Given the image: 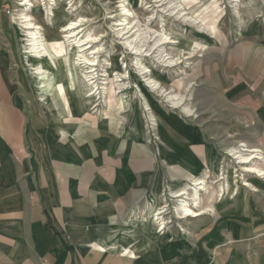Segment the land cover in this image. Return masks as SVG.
I'll return each instance as SVG.
<instances>
[{
	"label": "rangeland",
	"instance_id": "374dc122",
	"mask_svg": "<svg viewBox=\"0 0 264 264\" xmlns=\"http://www.w3.org/2000/svg\"><path fill=\"white\" fill-rule=\"evenodd\" d=\"M39 2L45 0H32L25 10L42 26L36 30L41 56L32 59L26 52L27 30L18 18L22 6L17 0H0L7 83L27 114L26 124L37 119L56 130L63 122L72 125L83 119L101 128L91 130L88 141L102 132L103 140L117 141V155L130 156L129 150L121 152V142L134 152L148 149V168L132 173L135 186L144 178L149 198L119 218L108 246L113 242L119 251L132 244L137 256L144 253L153 264H209L229 226L257 224V200L264 194V177L246 172L236 158L257 145L259 70L253 45L257 27L264 31V0H51L48 19ZM75 21L81 26L62 32V26ZM78 29L82 31L74 36ZM78 40L83 45L75 47ZM36 60H43L45 67L57 63L56 74L49 66L47 80L37 77L31 69ZM90 63L94 66L88 67ZM93 75L105 88L104 96L112 92L122 99L121 110L116 111L115 100L107 104L108 97L91 106L86 82ZM117 84L124 86L122 92ZM178 95L183 97L181 106L172 108L169 101ZM184 106L192 110L191 116L182 113ZM31 135L38 141L50 137L44 129ZM231 148L237 153L229 154ZM40 150L30 147L25 156ZM195 178L212 182L211 193L219 187L224 191L214 193L204 214L178 218L179 200L171 195L193 186ZM188 191L189 198L193 191ZM201 197L206 205V193ZM191 200L189 206L198 209ZM160 206L164 219L151 221Z\"/></svg>",
	"mask_w": 264,
	"mask_h": 264
},
{
	"label": "crops",
	"instance_id": "0c3cea01",
	"mask_svg": "<svg viewBox=\"0 0 264 264\" xmlns=\"http://www.w3.org/2000/svg\"><path fill=\"white\" fill-rule=\"evenodd\" d=\"M254 43L259 70L255 146L264 152V31L259 27ZM3 46L0 39V264H153L146 254L137 256L132 244L120 246L124 252L113 242L108 246L119 218L149 198L144 178L135 186L132 173L148 168L149 150L134 152L120 141L121 152L129 150L130 156L117 155V141L103 140L102 132L88 141L98 128L83 119L63 122L56 130L37 119L28 126L7 83ZM34 129H44L49 139L36 140ZM30 147L41 150L25 156ZM215 253L209 264H264V194L257 200V224L229 226Z\"/></svg>",
	"mask_w": 264,
	"mask_h": 264
},
{
	"label": "bare ground",
	"instance_id": "6f19581e",
	"mask_svg": "<svg viewBox=\"0 0 264 264\" xmlns=\"http://www.w3.org/2000/svg\"><path fill=\"white\" fill-rule=\"evenodd\" d=\"M18 1V5L22 6V10L21 12L19 13L18 15V18L20 19V22L23 23V28L27 30V33H28V37H29V43H28V52L29 55L31 56L32 59L34 58H38L39 56H41V51H39L38 49L41 48V44L38 43L36 40H37V36H36V30L37 29H40L42 28V26L36 21L34 22V20H36L37 18H35L32 14H28V12H25L26 9L30 8V6L33 5L32 3V0H17ZM50 1V2H49ZM49 1H46L43 2V3H40L39 5H42V8H43V18H46L48 19L47 16L50 15V13H48V7L49 5L51 4V0ZM234 1V0H233ZM237 4V3H236ZM37 7H36V9ZM41 10V9H40ZM237 13V12H236ZM40 25V26H39ZM81 24L79 22H69V23H66L64 26H62L63 28V31L62 32H67L68 33L70 32L69 30H72V29H76L78 27H80ZM82 30L79 31L78 29V32L74 35L76 36L77 34H79ZM75 33V32H74ZM67 36L71 37L73 36L72 34H68ZM73 43V42H72ZM77 45H75V47H79V43H81L80 40H78L77 42ZM83 45V44H82ZM81 45V46H82ZM36 60L34 65L31 69L33 70V73L35 75H37V77H44L46 78V70L49 69V66L50 68L52 69V71L54 72V74H56L55 72H57L58 70V66H57V63H55L54 61H52L50 64L48 63V65H46V67L42 64L43 60H40L38 61ZM51 61V60H50ZM91 66H94V63H90L88 67H91ZM81 69V67H80ZM95 75H93L89 80H87V85L90 87L88 89V92L86 93L87 96L91 97L92 98V102L90 103L91 106L93 108H96L99 106L100 104V100L104 97H108V102L107 104H111V102H114L115 105H117L118 107L116 108L117 111L121 110L122 108V103H120L119 101L122 100V99H119L115 96V94H113L112 92L108 93L107 96H104L105 93H104V89L103 87H99L98 86V83L95 79ZM58 78H56L57 80ZM47 80V78H46ZM86 81V80H85ZM61 84V83H60ZM88 88V87H87ZM117 88L118 90H120L122 92V89L124 88V86H121L120 84H117ZM59 89V88H58ZM81 90V89H79ZM151 90H153V86H151ZM58 92V91H57ZM79 93V92H78ZM84 93L82 92V95ZM81 96V95H80ZM85 97V96H84ZM169 98V97H168ZM183 101V97L182 96H176L175 100H171L169 101L170 103V106L172 108H178L181 106V102ZM147 106V109L150 111L149 115L150 117L156 121V116L155 114L151 111V106H149L148 104H146ZM182 113L185 114L187 117L188 116H191L192 114V110L187 107V106H184L182 107ZM159 118V117H158ZM161 118V117H160ZM162 120V118H161ZM136 127V126H135ZM137 131V130H136ZM138 132V131H137ZM187 135V138L188 139H191V134L190 133H186ZM240 146H245V145H240ZM239 149V147H238ZM244 149V148H243ZM237 150V149H235ZM242 149H239V151H241ZM246 150V149H245ZM228 153H237L236 151L234 152V149H229L228 150ZM241 153V152H240ZM232 155V154H231ZM237 156V155H236ZM234 157V156H233ZM235 158V157H234ZM238 159V162L240 164H243L245 165L244 166V170L250 174H256L257 176L259 175L258 178H261L264 177V167H261L260 164L262 161H264V152H262L259 148H253V149H250L249 153L245 154V156L243 154H240L238 157H236ZM254 158L257 159V162L256 161H253L251 162ZM199 178H195V180L193 181L194 182V185L190 187V184H189V187H183V188H180V189H177L175 190L171 196L173 197H176L178 200H179V203H177L176 205V214L179 215L178 218H185L187 216H190V217H193V216H200L202 214H204V212L206 210H209V206L211 204V201L213 199V196L215 195L214 193H220L221 192V195H222V192L224 191L223 190V187H219V190L217 189H214L211 193L210 191V185H212L213 183H204L206 181H198ZM244 185H246V183H244ZM221 186V184H220ZM188 188L192 189V193H191V196L188 198L187 196L190 195L189 191H188ZM253 190L256 191V189L254 188ZM210 191V192H209ZM201 192H205L206 193V197L209 198V201L208 203H206V205H201L202 204V197H201ZM219 195V194H218ZM192 197V204L194 206H196L198 209H192V207L189 206L190 202H189V199ZM192 205V206H193ZM163 206H160V207H157L153 210V212L151 213V221L154 220V222H156L157 220H163L164 218L160 216V214H164V211L161 210ZM169 222V221H168ZM167 222H161V225H162V229L165 227L164 224H166ZM125 248H121L120 247V251L121 252H124Z\"/></svg>",
	"mask_w": 264,
	"mask_h": 264
}]
</instances>
